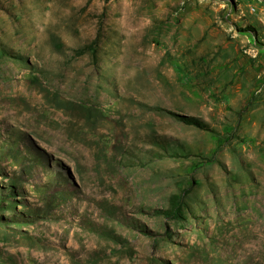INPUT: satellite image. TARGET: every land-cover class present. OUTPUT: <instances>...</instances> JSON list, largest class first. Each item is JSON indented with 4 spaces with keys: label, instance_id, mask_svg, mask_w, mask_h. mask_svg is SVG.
Masks as SVG:
<instances>
[{
    "label": "rangeland",
    "instance_id": "rangeland-1",
    "mask_svg": "<svg viewBox=\"0 0 264 264\" xmlns=\"http://www.w3.org/2000/svg\"><path fill=\"white\" fill-rule=\"evenodd\" d=\"M0 264H264V0H0Z\"/></svg>",
    "mask_w": 264,
    "mask_h": 264
},
{
    "label": "trees",
    "instance_id": "trees-1",
    "mask_svg": "<svg viewBox=\"0 0 264 264\" xmlns=\"http://www.w3.org/2000/svg\"><path fill=\"white\" fill-rule=\"evenodd\" d=\"M97 44H98V38H94L89 44L83 46L78 51V53L84 55L86 53L92 52L94 54L96 51ZM183 119L188 124H196L200 127L205 126V124L200 119L192 116H183ZM11 207L15 209V205H12ZM184 207H185L184 195L174 194L170 198L169 206L167 208L155 209L154 213L158 215H163L168 219H181L183 218Z\"/></svg>",
    "mask_w": 264,
    "mask_h": 264
}]
</instances>
